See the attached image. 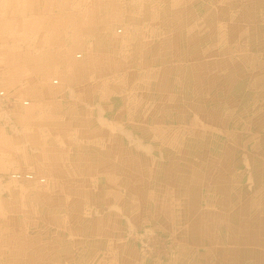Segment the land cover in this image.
I'll list each match as a JSON object with an SVG mask.
<instances>
[{"label": "crops", "instance_id": "0c3cea01", "mask_svg": "<svg viewBox=\"0 0 264 264\" xmlns=\"http://www.w3.org/2000/svg\"><path fill=\"white\" fill-rule=\"evenodd\" d=\"M54 1L55 0L52 2L54 3ZM229 2L234 5L239 4L238 0H229ZM8 3L9 6L13 5V16H21L28 11L34 12V10L38 8L41 13H45L42 8L44 4L42 0H9ZM256 6L255 9L249 13L256 21L254 24H250V20L245 19L242 15L239 17V26L237 29H235V27L229 28L223 18L220 19V23L216 22L214 25H205V27H209V32L212 30L216 32L222 31V27L226 25L228 27V36L232 34L231 37H234L235 33V37L244 41H251L253 44L256 39L254 34L257 29L264 33V0L259 2L257 8ZM17 7H19V9H17ZM29 7H31L32 10H29ZM54 10L57 11V15H59L55 23L57 29L63 30L61 26H64V23H66L72 31L68 41H63V38H58V40L61 39L59 41L61 49L65 44L63 52L60 51L59 54L62 55L66 53L67 57H65L66 59L64 60L70 65L71 72L74 75L70 81L73 85L82 86L81 93H85L90 98L91 94L101 90L102 85L96 80L93 83L89 81L90 84H86L84 76L82 75L85 64L80 65L84 63L82 62L83 60L87 62L86 66L92 67L95 78L98 76L103 77L105 84L108 85L107 88H116L115 86L118 87L119 82H125V86H128L129 82L130 84L134 83V81L138 83V79L141 78L142 75H146V71H151V68L147 69L149 64H154L157 70L154 86L159 87L157 91L162 98L161 102L164 103H145L143 97L147 91L146 88L148 84L143 81L137 86V88L140 89L137 90V94L140 95L139 97L143 96V100L139 104H136V102H128L126 98L121 100L126 111L127 120L138 132L142 133L141 138H136L123 129L121 124L124 125V123L122 117H119L120 114L117 115L118 117H116L114 121H111L108 119L111 116L107 118L104 114L107 108L91 105L89 101H85L87 97L85 98L84 96L74 101L68 93L69 89L64 90L68 93L67 96H63L53 105L54 109L60 110L58 117H55L53 121L48 119L41 121L42 118H36L35 120L26 122V126L29 130H27V137L24 136L23 139L29 140L30 138L38 147L41 146L40 151H37L39 149H35V156L31 153V158L33 160V163H31L32 167L38 166L36 168L40 169V172L38 171L40 176L35 173L30 174L26 172L32 176V180L25 188H21V190L27 191L24 197V203L27 200L29 206H26L25 203V208L23 207L24 209L22 212L21 210L14 209L16 214L13 215L14 218L12 220L18 218V222L21 221L19 226L12 224L9 229V225H7L9 229L8 234L10 235L8 238L10 240H8V244L5 248L12 256L17 257L12 260V264H53L54 259L57 260L56 262H58V264H77L73 262V255L77 256L78 259H83L79 261L78 264H84L86 255H90L93 260L98 261L97 264H114V258L119 261L115 264H122L123 262L125 264H138V252H130L126 243L122 240L123 236L121 234V229L123 224H125L124 227L129 231L135 230L136 226L133 224L136 225L138 222L142 224L148 222L152 226L151 229L153 228L152 231L154 230V232L157 230L163 233L162 231L166 230L162 226H169L168 229H170L173 225L181 231L183 228L186 230L190 226L191 217L189 207L201 213H203V211H211L214 217L221 216L222 218L224 216L223 213H225L223 208L235 207L238 211L239 205L242 204L237 196V190L239 186H241V182L239 181V179H241V170L238 168V164L227 169L224 168L223 164L225 163L224 159L227 157L232 159L240 157L239 151L233 148L232 142H238L241 137L235 135L234 132H230L229 129L225 130V119L223 118L225 115H223V112L218 113L216 110L213 114H210L200 102L197 101L199 105L197 106V104L195 105V103H193L192 99L197 96L201 98L204 96V92L208 95V93H211V88H216L214 89L215 94H213V97H216L215 99L217 101L221 100L222 103L230 104L232 106L231 110L233 111L232 115L235 116L240 112L243 105L238 103L239 107H236L234 102V100H236L235 98H232L233 100H224L222 98L225 93L228 94L231 91L232 87L227 86L228 80L231 84L233 82L238 84L237 89L233 92V96L236 97L238 94L243 93V95H246V101L254 100V103L251 102V105L255 104L259 98L264 100V97L262 98L260 95L261 93L257 95L255 92L246 90L241 91L244 88L247 89L255 86L257 80H259L264 73H260L255 69L253 66L254 59L251 60V58H249L245 61V58L243 64L239 63V65H236V60V62H233L232 66L228 64L223 66L221 64L223 58L218 59L217 55H211V58L207 59L206 57L209 56H205L203 52H193L190 44L187 47L191 49V52L189 51L186 55L188 56V60L187 66H185L180 63L178 57L171 55L173 51L169 52V50L163 51L161 49V47H166L164 42L159 43L157 41L155 43L151 42L145 47L143 46L145 52H147L146 54L148 56L151 55L153 58L150 63H146L143 59L134 67H126L125 62L127 59L120 57L121 60H118L114 57V55H116L115 53L109 55L114 64L113 68L103 73L97 66L102 55L99 56L98 53V55H95L96 52L93 48L85 52L84 49L86 48L80 44L78 36L81 30H87V33H90V31L97 28L96 24L80 28L83 26H80L81 23L76 21V18H71L70 21H67L63 17L64 14L62 10ZM67 11L72 16L74 14L83 16L87 12V10H85L82 13L79 8L66 10V12ZM138 13L139 11L137 9L136 17ZM16 16L14 17V21ZM43 16L45 17L46 15ZM131 16L133 15L129 17ZM131 20L130 18V20L127 21L128 23L125 22L126 25L130 22L134 24ZM45 22L43 18L34 26H37L36 28L38 29H42L48 26V23L46 24ZM244 23H247L248 26L246 25V27ZM257 23H259V25H256ZM198 27L199 26H188V28L191 29L190 32ZM67 35L70 34L67 32ZM29 40H32V38L29 37ZM72 41L78 42L79 44H72ZM169 45L175 48L173 44ZM105 49H100V52L105 51ZM72 50L76 53L74 54ZM83 55H86V59L80 60L83 58ZM167 57L168 59L164 62L168 63V66L163 67L160 60ZM176 60L179 62L175 63ZM192 62L196 64L203 63L202 66L206 69L202 70V72L207 71V74H204L206 84L193 80L192 77L195 69L191 66ZM75 64L78 65L76 66ZM244 64L248 65V67ZM123 65H125V68H128V70L121 68ZM249 66H252V70H249ZM186 67L188 68L187 71L185 70ZM63 69L64 68H61L62 71L60 74L62 77H65L68 73H65V69ZM180 71H182L185 76V81L180 90L185 96L179 101L180 96H174L170 88L165 91L161 89V84L164 81L161 83L160 79H167L169 76L168 74H176ZM41 76L42 75L39 76L40 80ZM175 76L173 77L175 78ZM223 76H225V78ZM34 77L37 76L34 75ZM113 79H115L116 85L110 86L108 83H111ZM43 82L45 83V81ZM238 87H241V90ZM62 88L65 89V87ZM104 91H106V89H104ZM109 91L110 90L106 92L108 93ZM106 92H104V94ZM44 93H47L46 89L43 94ZM219 95L221 97H219ZM74 104L80 107V109L82 108L83 111L81 116L84 117L83 121L80 120L81 116L77 118L64 116L62 118L63 111L74 108ZM88 104H90V106H88ZM255 106H253V108L256 110ZM111 107L112 106H110V108ZM174 107L177 109L180 108L181 110L188 107L187 110L189 111L180 112L185 114L189 113L191 115L194 114L196 117L193 120L196 121V126L177 125L175 120L170 117L171 108ZM141 109L149 111L152 114L151 119L155 122L152 128L148 127V120L151 119L141 118L140 112H131L132 110L141 111ZM263 111L264 109L259 115H263L264 117ZM111 115L116 116L115 113ZM255 119L256 113L252 114L251 117L249 115L243 116L242 119L238 117L237 120L239 121L236 126L252 123ZM259 119L261 121L264 120V118L260 117ZM68 124L73 128L70 132L66 128L69 127ZM82 125L88 128L94 127L95 129L86 128L88 132L85 133ZM41 132H46L43 137L40 136ZM208 134L212 139H217L216 137L218 136L221 137L219 141L222 143H217L216 140H213L215 141L214 146L219 145L218 152L214 158L208 156L196 146L198 139H200L202 135L206 137ZM260 137L258 140L264 142V133L261 139ZM73 138H76L75 142L77 144L73 142ZM70 140L71 143L69 142ZM5 141H7V143H5ZM128 142L131 144L127 145ZM0 144V146L4 145L7 150H9H0V158L5 161L6 159H8V162L11 161L9 155L13 154V152H19L20 147L17 146L15 140L13 138H5L1 133ZM71 144H73V147H71ZM155 144L156 146H153ZM205 148H208V146H205ZM252 149L255 150V147L252 146L250 150H247L249 153L244 154L242 157H246L250 160L249 156L253 157L254 155ZM20 155H23V152ZM70 158H72V161L69 160ZM248 159V168L251 169L253 174H256L257 166H250ZM144 160L146 162L150 160L151 165L149 167L145 165ZM149 168L158 171L159 181H152ZM12 171L15 172V170H9L10 173ZM259 172L260 174H264V168L259 170ZM50 174L51 176L55 175L54 177H56V180L52 179ZM44 175L47 177L42 178L41 176ZM91 175H95L96 180L100 178L104 181V193L101 200L103 201L102 205L105 204L108 208V212L105 215H101L93 208L90 209L85 201V199H87L85 196L86 191L95 192L96 189H98V186L94 187L91 183L93 177L87 178ZM40 178H42L41 182H39ZM89 180L90 182H88ZM248 180L250 184L254 183L253 178H249ZM36 182H38L39 186L34 184ZM252 186L256 188V182ZM51 188L55 190V192L51 193L49 191ZM8 189L10 190L0 188V195H2L1 191L6 190L7 192H13L17 187L10 182ZM29 191H33L32 194L28 193ZM199 191L200 195L198 197ZM12 195L9 196L15 199L16 197ZM90 195L92 194L90 193ZM216 195L217 197H215ZM253 196H256V194ZM198 198H200L199 200L201 202L202 200L206 202L205 208L196 204L194 200ZM35 200L40 201L37 203ZM178 200H182V205L186 206V217L178 216L179 213H182L181 206H177L181 205L178 204ZM89 205L93 206L92 198L89 200ZM196 205L198 206L196 207ZM143 211L145 214H143ZM146 213L151 214V220H147L145 216L149 214L147 215ZM1 217L3 216L0 215V218ZM26 217L30 218V226H37L35 225V219H38L37 223H39V226H37L38 229L36 231H31L30 235L24 234L25 226L23 221ZM227 220H231V217L227 218ZM231 224L235 234H233V236H239L237 227L234 223ZM20 227H22V229ZM147 228L150 229V226ZM30 230H33V228ZM172 233V235H174V232ZM182 236L184 237V235ZM172 241L174 243V240ZM216 248L217 250L221 249L220 246H216ZM171 263L176 264V262Z\"/></svg>", "mask_w": 264, "mask_h": 264}, {"label": "rangeland", "instance_id": "374dc122", "mask_svg": "<svg viewBox=\"0 0 264 264\" xmlns=\"http://www.w3.org/2000/svg\"><path fill=\"white\" fill-rule=\"evenodd\" d=\"M52 1L53 0H42L44 3L42 8L45 13H41L38 8L35 9L34 12L28 11L21 16L15 15L16 19L14 21L15 16H13V5L9 6V0H0V133L3 134L5 138H13L15 143H17V146L20 147L18 153L13 152V154L9 155L11 161L8 162V159L5 161L0 158V188L2 189H11H8L11 180L10 175L14 172L12 171L10 173L9 170L24 171L30 174L35 173L40 176V169L36 168L38 166L32 167L31 163H33V160L31 158V153L35 156V149H39L37 151H40L41 146L38 147V145L30 138L29 140L23 139L24 136L28 135L27 130H29L26 126V122H30L36 118H42L41 121H45L46 119L53 121L55 117H58V113L60 112V110L54 109L53 105L63 96H67L68 93L74 101L75 99H80L81 96H84L85 98L87 97L85 101H89L91 105H98L99 107L107 108V111H105L104 114L107 118L111 116L108 118L111 121H114L116 117H118L117 115L120 114L119 117H122L125 125L121 124L123 129L136 138H141L142 133L138 132L127 120L125 114L126 111L121 100L126 98V101L128 102H136V104H139L144 99L145 103L152 102L154 104H159L162 99L157 91L159 90V87L154 86L157 77V70L155 69L154 64H149L147 69L151 68V71H146V75H142V77L138 79V83H135L134 81V83L130 84L129 82L128 86H125V82H119V86L117 87L115 86V79H113V81L108 84L110 86H115L116 88H107L108 85L105 84L103 77L98 76L95 78L92 67L86 66L87 62L83 60L86 55H83V58L80 59L83 60L82 62L84 63H79L80 65L85 64L83 67L84 72L82 74L84 76V81L86 84H90L89 81L93 83L96 80L102 85L101 90L97 93L91 94L90 98L85 93H81L82 86L73 85L70 81L74 75L71 72L70 65L64 60L66 59L65 57H67L66 53H63L62 55L59 54L60 51L63 52L65 44L61 49L59 44L61 39L58 40V38H63V41H68L71 37L72 31L66 23H64V26H61L63 27V30L57 29L55 23L58 20L57 18H59V15H57L58 12L54 9H58L59 11L62 10L64 14L62 15L67 21H70L71 18H76V21L81 23L80 26H83L80 28L96 24L97 28L90 31V33H87V30H81L79 35L78 33L77 35L79 36L80 44L86 48L84 49L85 52H88V49L93 48L96 52L95 55H102L97 66L103 73L108 72L113 68L114 64L109 55L115 53L116 55H114V57L116 59L121 60L120 57L127 59L125 62L126 67H134L143 59L146 63H150L153 58L151 55L148 56L146 54L147 52H145L143 46L145 47L147 44L151 42L155 43L157 41L159 43L164 42L166 47H161V49L163 51H173L171 55L178 57L180 63L185 66H187L188 60V56L186 55L189 51L191 52V49L187 46L191 44L193 52H203L205 56H209L206 57L207 59H210L211 55H217L218 59L223 58L221 61L223 66L226 64L232 66L233 62H236V60V65H239V63L243 64L245 58V61L251 58V60L254 59L253 66L255 69L260 73L264 72L263 31L257 29L254 34L256 39L253 44L251 41H244L235 37V33L234 37H231L232 34H230V36L227 35L228 27H235V29H237L239 26V17L242 15L245 19L250 20V24H254V22L256 23L254 17L249 13L252 12V10L255 9V6H258L259 2L262 0H238L239 4L235 5L229 2V0H55L54 3ZM78 8L82 13L87 10L85 15L74 14L72 16L68 11L66 12V10H74ZM17 9H19V7H17ZM30 9L31 7H29V10ZM137 9L139 13L136 17ZM43 15L46 16L44 17ZM130 15L133 16L129 17ZM43 18L46 21L45 23H48V26L46 25L47 27H43L42 29L36 28L37 26L34 25ZM130 18L134 24H131L130 22L126 25L125 22L130 20ZM222 18L225 19L228 24V27L226 25L222 27V31L215 32V30H212L209 32V27H205V25H214ZM244 24L245 26H248L247 23ZM189 25L199 26L200 28L198 27L199 29L196 28L190 32L191 29L188 28ZM256 25H259V23ZM67 32L70 35H67ZM29 37H31L32 40H29ZM72 44L78 45L79 43L72 41ZM169 44H173L175 48L170 47L171 45ZM103 48H106L105 51L100 52V49L102 50ZM72 52H74V54L76 53L74 50H72ZM167 59L168 57L160 60L163 67L168 66V63L164 62ZM178 62L177 60L175 61V63ZM202 64V62L197 64L192 62L191 66L195 69L192 78L199 83L206 84L204 74H207V71L202 72V70L206 69ZM75 65L77 66L78 64ZM244 65L248 67V65ZM249 67V70H252V66ZM61 68L65 69V73H68L66 74L67 76H61ZM121 68H125V65L121 66ZM124 70H128V68H125ZM185 70L187 71L188 68L186 67ZM31 74H34L37 77H34V75L30 76ZM40 75H42L41 80L39 77ZM168 75L167 79H160L161 83L164 81L162 84L160 83L162 85L161 89L165 91L170 88V91L174 96H180V101L181 98L185 96V94L180 91L182 84L185 81L184 73L180 71L179 73ZM173 76H175V78ZM223 77L225 78V76ZM234 79L236 80L235 76ZM43 81H45V83ZM142 81L149 86L146 88L147 91L145 92L144 97L142 96L143 99L137 94V90H140L137 86H139ZM227 86L232 87L231 91L228 94L225 93L222 98L224 100L235 98L236 100H234V102L236 107H239L238 103L243 105L240 112L235 116L232 115L233 111L231 110L232 106L230 104L222 103L221 100L217 101L215 99L216 97H213V94H215L214 89L216 88H211V93H208L207 95L204 92V96L201 98L197 96L196 98H193L192 101L195 105L197 104V106H199L197 101L200 102L210 114H213L216 110L218 113L223 112V115H225L223 117L225 119V130L229 129L230 132H234L235 135L241 137L238 142H232L233 148L239 151L240 157H236L235 159L227 157L224 159L225 163L223 165L224 168L227 169L238 164L237 166L241 170V179H239L241 186H239L237 190V196L239 197L240 202L244 204L239 205L238 208L239 210H243L248 207V215H251V217L260 213L262 217L260 221L263 220L262 225L264 227V174H260L259 172V170L264 168V142L258 140V138L260 136L262 137L264 133V120L261 121L259 119V117L264 118L263 115H259L264 109V100L259 98L255 104L251 105V102L254 100L246 101L245 94L243 95V93H240L236 97L233 96V92L238 86L236 82L231 84L230 81L227 80ZM62 87H65V89ZM238 88L241 90V87ZM45 89L47 93L43 94ZM67 89H69L68 93L64 91ZM104 89H106V91L110 90V93H107ZM244 90L255 92L257 95L261 93L260 95L263 98L264 73L262 77L257 80L255 86L247 89L244 88L241 91ZM104 92L106 93L104 94ZM219 97L221 96L219 95ZM24 102H27L28 105H24ZM90 104H88V106H90ZM110 106L112 107L110 108ZM253 106H255L256 110ZM74 108L63 111L62 118L64 116L76 118L81 116L83 111L82 108L80 109V107L75 106V104ZM187 108L188 107H185V109L182 110L180 108L177 109L176 107L171 108L170 117L175 120L177 125L195 127L197 123L193 119L196 116H194V114L191 115L189 113L185 114L180 112L189 111ZM131 112H140L141 118H152V114L143 109H141V111L132 110ZM114 113L116 116L111 115ZM254 113H256L255 121L252 123H246L247 126L245 124H242V126H236L239 121L237 120L238 117L239 119H242L245 115L251 117ZM80 120L83 121L84 117L81 116ZM148 121V127L152 128L155 122L153 119ZM66 128L69 132L73 129L70 125ZM83 128L85 133L88 132L86 128L92 130L95 129L94 127L88 128L84 126ZM45 133L46 132H41L40 136L43 137ZM208 135H206V137L205 135H202V137L198 139V142H196V146L199 150L204 151L205 154L214 158L218 152L219 145L214 146L215 141L213 140H216L217 143H222L219 141L221 140V137L218 136L216 137L217 139H212L211 136ZM75 139L76 138H73V142L77 144ZM69 142L71 143V140ZM5 143H7V141H5ZM128 144L130 145L131 143L128 142L127 145ZM53 145L56 146L55 144ZM153 146H156V144ZM205 146H208V148H205ZM252 146L255 147V150L252 149V153H254L253 157L249 156L250 160L246 157H242L244 154L249 153L247 150H250ZM71 147H73V144H71ZM0 150H7V148L2 145L0 146ZM22 152L23 155H20ZM71 159L72 158L69 160L72 161ZM247 159L250 166H257L256 174H253L251 169L248 168ZM144 164L149 167L151 165L150 160L148 162L145 161ZM149 169L151 171L150 176L152 181H159L158 171H154L152 168ZM54 176L55 175H52L51 177L56 180V177ZM41 177L43 178L47 176L44 175ZM90 177H93V181L91 182L92 185L94 187L98 186V189H96L95 192L86 191L85 196L87 199H85V201L90 209L93 208L101 215H105L108 212V208L105 204L102 205L103 201L101 200L104 193V181L100 178H97L96 180L95 175H91L87 178ZM42 178H40L39 182H41ZM249 178H253L254 183L256 182V188L252 186L254 183L250 184L248 180ZM88 182H90V180ZM34 184L39 186L38 182ZM6 190L1 191L2 195H0V215L4 217L0 218V264H12V260L17 258L16 256H12L5 248L8 244V240H10L8 238V236H10L8 231L12 224L16 226L21 224V221L18 222V218L12 220L14 218L13 215L16 214L14 209L21 210L22 212L25 208V203L26 206H29L27 200L24 203V197L25 194H27L26 190L23 191L20 187L13 192L8 191L9 193ZM49 191L51 193L55 192L52 188ZM32 192L33 191H29L28 193L32 194ZM7 193L9 195H12L13 193L12 196L16 198L13 199ZM90 193L92 195H90ZM254 194H256V196H253ZM199 195L200 191L198 197ZM215 197H217V195ZM90 198H92L93 206L89 205ZM199 199L200 198L195 199L194 201L199 206L205 208L204 206L206 202L203 200L201 202ZM39 201L40 200H35L37 203H39ZM198 205H196V207ZM223 209L224 211L227 210V208ZM205 212L206 211H203V213L200 212L202 215L201 217L203 218V222L200 226H203V229H199V237L196 236L194 239L192 235L183 237L182 230L179 231V228L175 225L170 227V229H168L169 226H162L166 231L160 233L157 230L155 232L154 230L152 231L153 228L151 229L152 226L148 222L144 224L138 222L136 225L133 224L136 227L135 230L132 231H129L124 227L125 224L122 225V240L126 243L130 252H138V264H170L171 262H176V264H264V252L257 253L256 256L252 255L251 258L248 257L247 253L251 251L249 242H247L246 245L237 242V246L234 247L233 252L227 248L225 259L218 261L219 254L216 246H222V241L226 242L227 240H233L235 237L233 236L234 232H232L230 224L227 228L228 231L224 229L225 227H223V225L220 226L217 220L219 217H214L213 212ZM143 214H145L144 211ZM150 215L151 214L145 216L147 217V220H151ZM29 219L30 218L26 217L23 221L25 235H30L31 231H36L38 229L37 226H39V223H37L38 219H35L36 227L30 226ZM251 223L253 225L252 220ZM7 225H9V229ZM149 226L150 229L147 228ZM20 228L22 229V227ZM31 228H33V230H30ZM172 232H174V235H172ZM243 234L248 235L247 233L239 232L240 238L244 236ZM172 240H174V243ZM73 259V262H76L77 264L79 261L83 260L81 258L78 259L75 255H73ZM56 261L57 260L54 259L53 264H58ZM97 262L98 261L93 260L90 255H86L84 258V264H97ZM118 262L119 261L114 258V264ZM122 264L125 263L123 262Z\"/></svg>", "mask_w": 264, "mask_h": 264}, {"label": "bare ground", "instance_id": "6f19581e", "mask_svg": "<svg viewBox=\"0 0 264 264\" xmlns=\"http://www.w3.org/2000/svg\"><path fill=\"white\" fill-rule=\"evenodd\" d=\"M10 179H11L10 180L11 184L17 188L18 187L25 188L26 185H28L32 180L30 174L18 170H15V172L12 175H10ZM182 203H183L182 200H178V204L181 205H177V206H181L180 208L182 209V213H179L178 216L186 217L187 216L186 206L182 205ZM189 213L191 217V223L189 228H187L186 230L184 228L182 229V235L187 236V234L188 235L190 234L193 236L194 239L196 238V236L199 237L198 236L199 235L198 233H200L199 229H203L202 228L203 226H200V224L203 222V218L201 217L202 215L200 212H198V210L196 211L192 210L191 207H189ZM223 215H224L223 218L220 216L219 219H217L220 226L223 225V227H225L224 229L227 230L230 224V227L234 232L233 226L231 224L234 223L239 232H244L247 233L248 235L243 234L244 236L242 238H240V236H236L234 237L233 240L232 239L230 241L227 240L226 242L222 241V246H220L221 249L218 250V254H219L218 261L220 260L222 261L223 259H225V253H227L226 250L227 248H229V250L233 252L237 242L244 245H246V243L249 242L251 248V251L247 253L249 258H251L252 255L256 256L257 253L264 252V227L262 225L263 220L260 221V219L262 218L260 213L254 217H251V215L250 216L248 215V207L246 209L238 210V211L236 210L235 207H230L227 208V210L225 211V213H223ZM229 217H231V220L228 221L227 218ZM251 220L253 222V225L251 223Z\"/></svg>", "mask_w": 264, "mask_h": 264}, {"label": "built area", "instance_id": "2783aa9c", "mask_svg": "<svg viewBox=\"0 0 264 264\" xmlns=\"http://www.w3.org/2000/svg\"><path fill=\"white\" fill-rule=\"evenodd\" d=\"M23 104H24V105H28V103H27V102H24Z\"/></svg>", "mask_w": 264, "mask_h": 264}]
</instances>
